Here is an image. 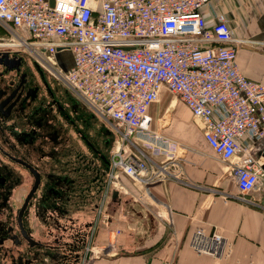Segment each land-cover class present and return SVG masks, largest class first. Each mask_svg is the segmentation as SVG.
I'll use <instances>...</instances> for the list:
<instances>
[{
  "label": "built area",
  "instance_id": "obj_1",
  "mask_svg": "<svg viewBox=\"0 0 264 264\" xmlns=\"http://www.w3.org/2000/svg\"><path fill=\"white\" fill-rule=\"evenodd\" d=\"M208 3L0 0V24L119 137L109 179L120 172L149 184L164 171L153 157L176 159L178 142L150 129L149 109L166 90L203 125L204 142L227 164L239 193L250 194L264 179V85L237 66L242 42L233 41L228 20L218 14L206 23ZM61 51L71 55L67 71L56 62ZM150 167L156 172L148 176ZM189 247L212 258L226 249L221 235L201 228Z\"/></svg>",
  "mask_w": 264,
  "mask_h": 264
},
{
  "label": "crops",
  "instance_id": "obj_2",
  "mask_svg": "<svg viewBox=\"0 0 264 264\" xmlns=\"http://www.w3.org/2000/svg\"><path fill=\"white\" fill-rule=\"evenodd\" d=\"M201 13L208 25L218 14L228 20L233 41L242 42L237 46V66L246 78L264 85V0H209ZM59 65L67 71L71 57ZM181 110L186 117L176 112L160 126L156 124L179 147L172 163L156 160L164 165L163 175L149 184L135 182L120 172L109 179L111 156L104 158L96 146L95 124L92 128L84 126L86 137L95 145V157L103 162L95 164L100 196L104 203L111 198L124 199V204L119 201L114 213L95 214V236L80 264H264V179L255 192L240 194L227 164L219 161L204 142L203 125ZM69 133L74 137L72 130ZM69 144L64 159H58L53 169L66 162L59 173L74 180L70 172L73 165L68 163L74 160V153L69 152ZM257 146L262 147V143ZM261 156L264 159V154ZM154 172L150 167L148 176ZM82 178L86 182L77 184L76 180L78 189L70 196L83 194L86 198L81 206L86 210L91 202L86 173ZM133 203L139 210H129ZM198 228L207 234L215 230L223 237L226 249L221 257L200 255L189 247V238ZM92 250L95 254L91 255Z\"/></svg>",
  "mask_w": 264,
  "mask_h": 264
},
{
  "label": "flooded vegetation",
  "instance_id": "obj_3",
  "mask_svg": "<svg viewBox=\"0 0 264 264\" xmlns=\"http://www.w3.org/2000/svg\"><path fill=\"white\" fill-rule=\"evenodd\" d=\"M30 56L0 49V264H80L95 236V145L84 133L95 115ZM67 143L74 180L59 173L66 162L53 169ZM84 173L86 210L83 194L70 196Z\"/></svg>",
  "mask_w": 264,
  "mask_h": 264
},
{
  "label": "rangeland",
  "instance_id": "obj_4",
  "mask_svg": "<svg viewBox=\"0 0 264 264\" xmlns=\"http://www.w3.org/2000/svg\"><path fill=\"white\" fill-rule=\"evenodd\" d=\"M8 48L9 49H19L23 54L28 53L29 55H31V53L27 49H25L24 47L18 45V42L15 40V38L13 37V35L11 34V32L8 31V30H6L0 24V49H8ZM31 56L34 57V55H31ZM70 56L71 55H70V53L68 51L58 52V55L56 56V62L58 64L59 63H62L64 61L70 59ZM32 57L30 59H33ZM30 59H27V61L30 62ZM42 67H43V65H42ZM78 100L81 101L80 99H78ZM83 105H84V108L85 109L88 108L84 103H83ZM177 105L178 104L174 102L173 96L168 91L163 90L161 92L160 97H159V101L156 104H154L153 107H152V109H150V111H149L150 112V115L152 117H154V120H155L152 123L150 129L153 132H156L160 128L156 124L158 123L159 126H160V124L162 123V121L168 119L167 117L170 116V114L172 115L173 113H176L177 112V113L182 114L183 117H186V114H185L186 112H184L183 110H181V109H183V108H181V106L180 107H177ZM94 115H95V142H96V146L97 145L100 146L101 155L103 154V157L104 158H107L109 155L111 156V154L114 151V149L116 148V146H118L120 144V139L114 133V131L110 128V126H108V124H106L104 122V120H102V118L99 115H97L96 113ZM159 119H160V121H157L156 122V120H159ZM158 133H160V135L166 136V135L163 134V132L160 129L158 130ZM169 138H171V137H169ZM136 144H137V146L140 149H143L140 142H136ZM124 147H125V145H124ZM127 151H131L133 153L135 152L134 149H133V147L129 148V150L127 149ZM145 154L150 155V152L149 151H145ZM158 158H162V157H153V160L155 162H157L158 161L157 160ZM96 163L98 165H101L103 163L102 160L100 159V157H98V158L95 157V164ZM98 173H100V172L98 171ZM101 175H102V173H101ZM96 180H97V177L95 175V194H96L95 195V214L96 213L97 214H99V213H114L115 212V209L117 207L119 208V206H120L119 205V201L120 200H117L118 201L117 202L116 200L110 198V199H108L104 203V201H103V195L100 196V192L98 191V187H97L98 184H96ZM120 202H122L121 204H124V199L121 200ZM132 206L133 207H131L130 209L128 208V209L131 210V209L135 208V211L136 210H139L137 203H133ZM39 230L40 229L37 228L36 229V232H38ZM112 237H113V235H112ZM112 237H111V240H110L111 242L113 241V238ZM90 254L91 255L92 254H95V250H92Z\"/></svg>",
  "mask_w": 264,
  "mask_h": 264
},
{
  "label": "water",
  "instance_id": "obj_5",
  "mask_svg": "<svg viewBox=\"0 0 264 264\" xmlns=\"http://www.w3.org/2000/svg\"><path fill=\"white\" fill-rule=\"evenodd\" d=\"M48 4H49L50 7H53V5H54V0H48ZM37 179H38V178H37ZM115 196H116V192H113L112 197L114 198Z\"/></svg>",
  "mask_w": 264,
  "mask_h": 264
},
{
  "label": "bare ground",
  "instance_id": "obj_6",
  "mask_svg": "<svg viewBox=\"0 0 264 264\" xmlns=\"http://www.w3.org/2000/svg\"><path fill=\"white\" fill-rule=\"evenodd\" d=\"M35 58V57H34ZM36 59V58H35ZM37 60V59H36ZM38 62H40L39 60H37Z\"/></svg>",
  "mask_w": 264,
  "mask_h": 264
}]
</instances>
